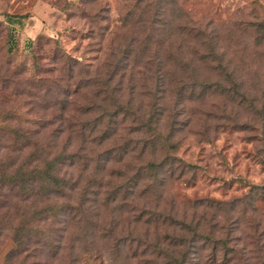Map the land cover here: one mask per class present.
Listing matches in <instances>:
<instances>
[{
  "label": "rangeland",
  "instance_id": "374dc122",
  "mask_svg": "<svg viewBox=\"0 0 264 264\" xmlns=\"http://www.w3.org/2000/svg\"><path fill=\"white\" fill-rule=\"evenodd\" d=\"M0 264H264V0H0Z\"/></svg>",
  "mask_w": 264,
  "mask_h": 264
},
{
  "label": "trees",
  "instance_id": "16d2710c",
  "mask_svg": "<svg viewBox=\"0 0 264 264\" xmlns=\"http://www.w3.org/2000/svg\"><path fill=\"white\" fill-rule=\"evenodd\" d=\"M230 77H233V73L230 74ZM237 87H240L239 84H237ZM243 94V93H242ZM250 105H254L253 100H250ZM53 164L52 162L48 163V165L42 169L43 172V177H42V183H44L43 185V189H45V191L51 192L52 189H50V187L54 186L55 190L57 191L59 188L58 186H65L67 181L63 178V177H59V173H54V169H53ZM20 169V168H18ZM58 175V177H57ZM14 177V178H13ZM10 183H12V185H16L17 179L15 178V175L11 176L10 178ZM25 191V193H27V196H32L34 194V189L33 186H21ZM73 187V185H72ZM52 211V207H48L45 206L44 208L39 209V211L37 212L38 214H41L40 220L46 218L47 216L45 215V212H49ZM24 232L20 235H18L17 237V248L16 250H13L11 252L10 255L15 256L23 251H27L29 248L34 247L32 245V240L35 239V242H39L42 239H46V241L48 240L49 237V233H45L43 230L38 229L37 226L35 225H28L27 227H24ZM53 248V247H52Z\"/></svg>",
  "mask_w": 264,
  "mask_h": 264
}]
</instances>
